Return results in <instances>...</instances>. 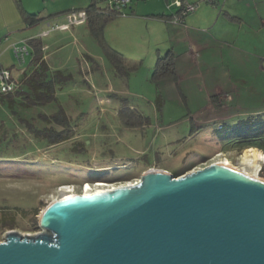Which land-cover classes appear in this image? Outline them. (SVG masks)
<instances>
[{
  "label": "rangeland",
  "instance_id": "obj_1",
  "mask_svg": "<svg viewBox=\"0 0 264 264\" xmlns=\"http://www.w3.org/2000/svg\"><path fill=\"white\" fill-rule=\"evenodd\" d=\"M20 1L26 11L41 18L28 25V33L39 31L35 37L47 38L50 35L42 37L41 33L48 23L65 22L69 11L85 9L92 2L106 6L111 0ZM174 1L129 0L123 8L126 14L105 25L106 44L92 32L89 23L72 26L65 30L67 35L60 33V37L49 41L43 39L50 67L74 77L48 104L26 108L24 112L19 105L14 112L7 105H0V214L29 210L26 216L17 215L13 227L2 229L0 224V242L11 229L22 235L39 232V227L34 228L33 217L38 220L53 200L84 193L86 184L94 190H106L136 182L151 169L175 175L218 162L245 169L264 180V159L254 167L247 165L245 154L254 148L235 147L251 137L264 138V130L256 135L247 126L249 115L264 114V26L253 0L201 1L195 11L212 8L207 17L211 16L215 25L213 31L233 33L229 39H236L234 47L216 43L210 53L214 57L210 65L195 66L190 72L198 75L188 74L185 65L184 80L168 77L165 79L170 80L165 83L153 80L159 32L154 26L132 23L133 26L126 17L132 10L140 17L152 16L150 12L155 9L174 14ZM263 8L264 2L259 4L260 13H264ZM226 11L232 15H226ZM218 15L221 17L217 22ZM172 17L168 18L172 21ZM59 31L62 30L55 29L50 34ZM23 44L29 53L24 61L15 56L13 48L2 54L15 77L32 59L31 46ZM108 46L123 54L124 65L113 64ZM203 60L206 61L202 57L200 62ZM217 85L228 94L217 96ZM123 106L130 107V111L120 113ZM59 107L71 117L75 139L49 147L44 141L34 143L31 135L20 129L21 115L31 114L39 122V113L51 114ZM131 122L140 124L132 126ZM99 182L105 185L98 186Z\"/></svg>",
  "mask_w": 264,
  "mask_h": 264
},
{
  "label": "water",
  "instance_id": "obj_2",
  "mask_svg": "<svg viewBox=\"0 0 264 264\" xmlns=\"http://www.w3.org/2000/svg\"><path fill=\"white\" fill-rule=\"evenodd\" d=\"M0 264H264V180L213 163L53 200Z\"/></svg>",
  "mask_w": 264,
  "mask_h": 264
},
{
  "label": "trees",
  "instance_id": "obj_3",
  "mask_svg": "<svg viewBox=\"0 0 264 264\" xmlns=\"http://www.w3.org/2000/svg\"><path fill=\"white\" fill-rule=\"evenodd\" d=\"M15 1L26 24L31 25L41 20V18H38L37 14L26 11L22 7L20 0ZM84 10H86L88 15L86 23H89L92 32L98 37V39L103 40L105 43L106 41L104 40L103 36L104 27L109 21L120 15V13L117 10L112 9L108 3L106 6H103L98 2H92ZM161 17L165 16L161 15ZM27 43L32 48V59L27 67L28 73L25 75L24 79L20 81V87L14 94L0 96L7 99V106L12 109H14L16 105H19L20 108H22L21 112H24L26 108L29 109L34 106L45 105L56 100L57 92L63 89L64 86L74 77L71 73H67L60 69L54 70L49 66L47 61L44 59V43L42 41V38L33 37L28 39ZM109 49V55L113 64L116 66L124 65L125 58L123 54L111 47H109ZM168 77L177 80L175 55L171 52L167 53L165 56L158 58L153 73L154 81H160ZM15 97L19 98L18 103L14 99ZM125 110L130 111V107L123 106L120 109V113ZM14 111L15 109L13 110V112ZM249 117L250 121L247 123L248 129H250V131L256 135L260 132H263L264 114L249 115ZM255 117H258V119L256 120ZM29 118H33L31 117V114H23L20 116V128L31 135L34 143L38 144V141H44L46 146L52 147L66 141H71L77 137L71 123V117L66 113L63 107H59L56 112L51 114L39 113V122H37L35 118H33L32 120ZM40 120L42 122H40ZM137 124H140V122H131L130 125L136 126ZM13 135L16 139L19 138V136H17V132L14 131ZM11 138H13L12 135ZM251 138V140H247L244 142L240 141V144L235 147L239 150L246 148H257V150L259 149V151H264V138ZM260 139L262 140L260 141ZM32 146L34 147L35 145ZM175 175L178 174L175 173ZM66 183L69 182L67 181ZM28 211L29 210L27 209H17L16 211L1 212V228L3 229L7 227H13L14 224H16L17 215L20 214L26 216L29 213ZM37 211L38 209H35L33 212L37 214ZM32 221L34 228H38L39 226L37 218L33 217Z\"/></svg>",
  "mask_w": 264,
  "mask_h": 264
},
{
  "label": "crops",
  "instance_id": "obj_4",
  "mask_svg": "<svg viewBox=\"0 0 264 264\" xmlns=\"http://www.w3.org/2000/svg\"><path fill=\"white\" fill-rule=\"evenodd\" d=\"M189 1L195 2L196 0H189ZM217 1L219 2V0ZM239 1H240L239 3H244L247 0H239ZM249 2L250 0H248V3ZM253 2L255 4L253 6H255V9L258 10L259 17H260L259 19H261V23L264 26V13H260L262 11H260L259 9V4L264 2V0H253ZM211 11H213L212 8L208 9L204 7L198 11H195L191 15L189 14L186 15L183 22H173L168 18L171 15H173V13L168 14L164 10L159 11L155 9L154 11L150 12L151 13L150 15L152 16L148 15L147 17L137 16V14H135V11L132 10V14H130L129 17H126L127 19L126 21H129L128 23H131V24L132 23L134 24L136 23L137 25L144 24L146 28H148V26L155 27V31L159 32L160 34V38L158 39L156 43L158 44L157 46L158 53L154 57L156 59V63L159 57L165 56L169 52L173 53L175 55V68H176V73H177V79L184 80L183 78L186 77V74H187L186 69H185L186 67H184L185 65L188 66V69H189L188 74H190V72L194 69L195 66L210 65V62L214 58L213 56H210V53L212 52V49L214 45H216V43L226 44V45H230L234 47L233 44H235L236 42L235 41L236 39L234 40L229 39L233 36V33L230 35L228 34L224 35L222 31H220L219 33L218 31L217 32L213 31L214 29L212 28H214L215 25L212 23V20L210 19L211 16L210 18L207 17L209 12L212 14ZM225 13L226 15H232L230 14L229 11H226ZM161 15H164L165 17H161ZM238 15H240V13H238ZM238 15H236V17ZM220 17H221L220 15L217 16V22ZM242 17L244 16H241L239 18H241L242 20ZM145 18H148V19H145ZM60 19L63 20V16ZM82 25H85V24H82ZM82 25L78 27H81ZM28 32H29L28 24L24 22L22 18V14L16 4V1L15 0H0V40H1V43H0L1 59L0 61H1L2 66L10 68V65L6 66L5 61L2 60V54L7 49H12L14 44L24 45L23 43H27L28 39L35 37L39 31L35 33L34 32L28 33ZM66 32L67 31H59L58 34L51 33L49 34L50 36H48L47 38H42V41L43 39H48L49 41L53 38H57L58 36L60 37L61 35L60 33H62V35H67ZM245 32L248 33V29ZM30 55H32V49L30 50ZM202 57L206 61L203 60L202 62H200V59ZM88 58L91 59L90 56H88ZM44 59L47 61L45 54H44ZM155 66H154V70H155ZM27 73H28L27 67L21 68L19 69V73L17 74L18 77H15L14 75L13 76L18 82H20L24 79ZM190 75L195 76L198 74L191 73ZM202 77H204L203 74H202ZM169 80L170 79H162L160 81H163L166 83ZM214 91L219 97H222L228 94V93H224L225 92L224 88L218 85L215 87ZM219 97H216L217 99L216 101L219 100ZM14 99L18 103L19 98L15 97ZM211 104H214V103H211ZM0 105L6 106L7 99L4 97H0ZM19 109L21 110L22 108H19ZM18 123L20 125V121H18Z\"/></svg>",
  "mask_w": 264,
  "mask_h": 264
},
{
  "label": "built area",
  "instance_id": "obj_5",
  "mask_svg": "<svg viewBox=\"0 0 264 264\" xmlns=\"http://www.w3.org/2000/svg\"><path fill=\"white\" fill-rule=\"evenodd\" d=\"M201 1H206L209 3H214L216 0H196L195 2H190L189 0H175L173 5L177 8V12L173 14L172 21L182 22L185 16L196 10ZM129 0H111L109 5L112 9L117 10L120 14H126L123 11L124 6L127 5ZM87 12L84 9H77L67 12L66 20L62 23L50 24L48 23V28L45 29L41 36H47L52 30H68L72 26H79L87 22ZM1 43V40H0ZM13 51L15 56L20 60L24 61L25 57L29 54L26 45H13ZM1 59V56H0ZM20 87V82H18L13 76L12 71L2 66L0 61V96L14 94ZM203 168V167H201ZM129 183V182H125ZM124 183V184H125ZM122 184V183H121Z\"/></svg>",
  "mask_w": 264,
  "mask_h": 264
},
{
  "label": "bare ground",
  "instance_id": "obj_6",
  "mask_svg": "<svg viewBox=\"0 0 264 264\" xmlns=\"http://www.w3.org/2000/svg\"><path fill=\"white\" fill-rule=\"evenodd\" d=\"M263 159H264L263 153L257 149H250L245 154V163L247 165L252 166V167H254L258 161L263 160ZM218 163L230 166L229 163H227V162H218ZM240 171H242V172H244L250 176L259 178L257 175L247 173V171L245 169H240ZM131 183H134V182H129V183H125V184H131ZM103 185H105V184H103L101 182L98 183V186H103ZM109 189L110 188H107L106 190H109ZM111 189H115V187H111ZM106 190L105 189L94 190V188L90 184H86V186L84 187V193L85 194L90 192V191H106ZM66 196H71V195H68V194L64 195V197H66Z\"/></svg>",
  "mask_w": 264,
  "mask_h": 264
}]
</instances>
